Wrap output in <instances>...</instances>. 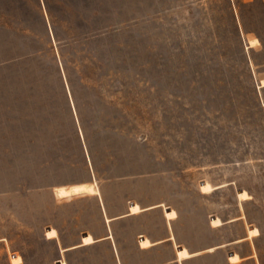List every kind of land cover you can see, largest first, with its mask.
Here are the masks:
<instances>
[{
  "label": "rangeland",
  "instance_id": "374dc122",
  "mask_svg": "<svg viewBox=\"0 0 264 264\" xmlns=\"http://www.w3.org/2000/svg\"><path fill=\"white\" fill-rule=\"evenodd\" d=\"M263 87L264 0H0V264H264Z\"/></svg>",
  "mask_w": 264,
  "mask_h": 264
},
{
  "label": "crops",
  "instance_id": "0c3cea01",
  "mask_svg": "<svg viewBox=\"0 0 264 264\" xmlns=\"http://www.w3.org/2000/svg\"><path fill=\"white\" fill-rule=\"evenodd\" d=\"M255 46V45H254ZM254 46H250V47H254ZM262 83H263V81H262ZM264 88V87H263ZM161 207H163V205H157V206H153V207H150V208H145V209H142L141 208V211L139 212V213H142V212H145V211H148V210H151V209H156V208H161ZM171 210H173V209H167V210H165V218L168 220V221H172V220H174V219H176L177 217H178V214H177V217L176 218H174V219H172V220H169L167 217H166V211H171ZM177 213V212H176ZM136 214H138V213H135V214H133L132 212H131V209H130V212H128V213H125V214H122V215H120V216H116V217H112V218H108V219H110V221L109 222H107V220H106V222L108 223V224H110V222H113V221H118L119 219H123V218H126V217H130V216H133V215H136ZM106 218V219H107ZM222 222V221H221ZM222 225V224H221ZM220 225V226H221ZM216 227H218V226H216ZM49 229H51V228H49ZM48 229V230H49ZM55 229V228H54ZM56 230V229H55ZM57 231V230H56ZM47 233V232H46ZM58 233V232H57ZM87 235H91V234H87ZM87 235H85V236H87ZM84 236V237H85ZM93 238H94V240H95V242L93 243V244H90V245H83V240H82V243H80L79 245H75V246H69V247H64V248H62L61 247V249H60V253H61V255H62V259L59 261V264L61 263V262H66L67 264H69L68 262H67V260H66V258H65V256H64V253H66V252H69V251H71V250H74V249H79V248H83V247H87V246H91V245H95V244H97V243H99V242H102V241H106V240H110V239H113V234L110 232V233H108L107 235H105V236H102V237H99V238H95L93 235H91ZM46 237H47V235H46ZM59 237V234H58V236L56 237V238H58ZM83 237V238H84ZM251 236H249L248 238H250ZM56 238H53V239H56ZM47 239L48 240H52V239H49L48 237H47ZM144 239H148L149 241H150V243H151V245L149 246V247H147V248H143V247H141V241L142 240H144ZM175 236L172 234L171 236H169L168 238H166V239H164V240H160V241H151L148 237H143V239L139 242V247H140V249H142V250H148V249H150V248H152V247H155V246H157V245H159V244H163L164 242H172V241H175ZM219 247H221V246H219ZM183 248H185V249H187V251H188V253L190 254V256L188 257V258H184V259H180L179 257H178V251L179 250H182ZM198 253L197 252H190L189 251V248H187V247H177L176 248V252H175V255H176V259H177V261H182V260H186V259H189V258H192V257H195L196 255H197ZM233 255H238L239 256V258H240V261H241V257H240V255L239 254H231L230 255V261H231V257L233 256ZM21 257V256H20ZM22 258V263L25 261L24 260V258L23 257H21ZM240 261H238V262H232L231 261V263H233V264H238ZM21 263V264H22Z\"/></svg>",
  "mask_w": 264,
  "mask_h": 264
},
{
  "label": "bare ground",
  "instance_id": "6f19581e",
  "mask_svg": "<svg viewBox=\"0 0 264 264\" xmlns=\"http://www.w3.org/2000/svg\"><path fill=\"white\" fill-rule=\"evenodd\" d=\"M61 189V188H60ZM80 191H86V192H89V193H94L92 187L90 186H83V187H75V188H72L70 190H61L59 192V195L62 196V197H68V196H71L73 193H80ZM58 196V195H57ZM59 197V196H58ZM61 197V198H62ZM132 205V204H131ZM134 206V205H133ZM181 251V250H179Z\"/></svg>",
  "mask_w": 264,
  "mask_h": 264
}]
</instances>
